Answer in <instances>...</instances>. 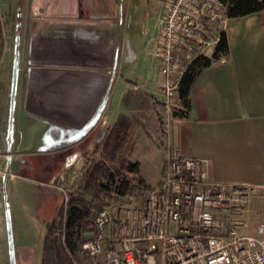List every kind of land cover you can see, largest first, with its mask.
I'll return each instance as SVG.
<instances>
[{
	"label": "crops",
	"instance_id": "obj_1",
	"mask_svg": "<svg viewBox=\"0 0 264 264\" xmlns=\"http://www.w3.org/2000/svg\"><path fill=\"white\" fill-rule=\"evenodd\" d=\"M3 2L15 14L10 21L19 60L16 169L28 163L27 155L61 152L68 171L82 170L84 159L99 155L103 137L120 115L135 116L138 127L146 109L163 107L157 49L168 0ZM226 33L228 55L199 73L190 90L189 114L172 118L168 142L183 155L203 159L211 181L254 187L242 214L251 219L257 207L264 211V10L229 17ZM91 135L93 143L84 145ZM3 147L6 135L0 140V167L8 160ZM11 162L6 184L20 177ZM162 172L163 178L164 166ZM3 193L0 180V209ZM3 229L0 215L5 258Z\"/></svg>",
	"mask_w": 264,
	"mask_h": 264
},
{
	"label": "built area",
	"instance_id": "obj_2",
	"mask_svg": "<svg viewBox=\"0 0 264 264\" xmlns=\"http://www.w3.org/2000/svg\"><path fill=\"white\" fill-rule=\"evenodd\" d=\"M228 20L222 0H168L157 49L168 139L181 78ZM203 162L169 144L160 184L133 186L126 203L98 211L78 247L84 263L75 264H264V223L256 235L240 228L256 189L211 181Z\"/></svg>",
	"mask_w": 264,
	"mask_h": 264
},
{
	"label": "rangeland",
	"instance_id": "obj_3",
	"mask_svg": "<svg viewBox=\"0 0 264 264\" xmlns=\"http://www.w3.org/2000/svg\"><path fill=\"white\" fill-rule=\"evenodd\" d=\"M0 13L3 15L5 26V42L0 45V140L7 136L10 118L11 93L13 84V67L15 64L16 51V28L10 21V17L15 18L6 9L3 0H0ZM12 18V17H11ZM179 106V99L173 111ZM156 107L152 112L151 108L146 109V114L141 115L142 123L138 125L135 134V145L127 157L131 162L138 164L137 172H129L126 168L127 181L123 185L126 190L122 194L113 196L105 195L104 200L112 206L126 203L130 200L128 193L130 187L143 185L148 187H157L163 175V166L166 167V156L168 149V121L164 107ZM142 113V112H141ZM94 136L91 135L83 142L84 145H91ZM15 150V144L12 151ZM166 154H165V152ZM7 155V149L3 147V154ZM99 157V156H96ZM4 159V158H3ZM27 164L19 165L15 168V158L11 161V170H14L18 176L12 183L8 182L3 193L4 208L0 209V215L4 217L3 235L8 250V238L6 227V207L5 195L12 217L13 237L15 243V254L17 264H40L41 252L44 236L47 231L48 223L55 218L64 202L62 185L67 177V182L63 188L68 193L73 187L80 184L85 164L90 159L82 161V170H76V167L70 171L65 165V153L47 152L41 155H27L24 157ZM88 162V163H89ZM8 160L4 159L1 164L0 180L7 181L9 168ZM7 166V167H6ZM27 176L29 180H23ZM129 189V190H127ZM256 194L254 192L251 197ZM252 212V210H251ZM248 216V215H247ZM246 215L242 216V221H247V225L240 227L243 233L257 234V228L260 223H264V211H255L251 219ZM3 252L0 251V264H10L8 251L3 258ZM84 263L81 258L78 259ZM87 262H85L86 264Z\"/></svg>",
	"mask_w": 264,
	"mask_h": 264
},
{
	"label": "trees",
	"instance_id": "obj_4",
	"mask_svg": "<svg viewBox=\"0 0 264 264\" xmlns=\"http://www.w3.org/2000/svg\"><path fill=\"white\" fill-rule=\"evenodd\" d=\"M229 17H239L264 10V0H222ZM5 42V26L0 13V45ZM229 40L226 29L211 55H198L187 67L178 87L179 106L174 117H186L191 108L190 90L206 67L226 57ZM138 118L122 114L106 132L97 150L99 157H92L85 166L79 185L69 192L68 201L62 203L58 215L47 225L40 264H75L79 259L78 247L86 239L95 214L105 205V195H118L126 190V173L137 172L138 164L131 162L127 153L134 147ZM132 187H130L131 189ZM129 190V189H127Z\"/></svg>",
	"mask_w": 264,
	"mask_h": 264
},
{
	"label": "water",
	"instance_id": "obj_5",
	"mask_svg": "<svg viewBox=\"0 0 264 264\" xmlns=\"http://www.w3.org/2000/svg\"><path fill=\"white\" fill-rule=\"evenodd\" d=\"M15 55L16 57H15V64L13 67V84H12V93H11L10 118H9V126L6 136L8 163H10L12 159V144H13V135H14V125H13L14 107H15L14 105H15V94H16V86H17L18 71H19L18 48L16 49ZM5 187H6V182H4V189ZM6 199H7V195H5V207H6V227H7L10 264H17L16 254H15V243L13 237L12 217Z\"/></svg>",
	"mask_w": 264,
	"mask_h": 264
}]
</instances>
